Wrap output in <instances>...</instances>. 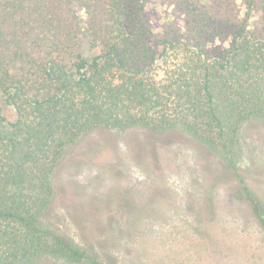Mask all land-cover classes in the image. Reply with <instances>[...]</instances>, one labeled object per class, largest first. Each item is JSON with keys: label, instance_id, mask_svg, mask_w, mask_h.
Here are the masks:
<instances>
[{"label": "trees", "instance_id": "1", "mask_svg": "<svg viewBox=\"0 0 264 264\" xmlns=\"http://www.w3.org/2000/svg\"><path fill=\"white\" fill-rule=\"evenodd\" d=\"M150 1L0 0V264H107L43 225L61 162L82 166L79 140L102 129L216 150L264 229L234 160L241 129L264 126V0H155L170 7L159 32Z\"/></svg>", "mask_w": 264, "mask_h": 264}, {"label": "rangeland", "instance_id": "2", "mask_svg": "<svg viewBox=\"0 0 264 264\" xmlns=\"http://www.w3.org/2000/svg\"><path fill=\"white\" fill-rule=\"evenodd\" d=\"M146 11L159 32L170 7L152 0ZM4 113L14 117L9 107ZM148 135L84 134L75 158L84 164L61 162L43 225L92 245L107 264H264V229L248 199L235 195L240 186L223 174L217 151L182 133L151 145ZM239 138L235 164L264 209V126H244ZM134 151L142 154L132 158ZM94 204L101 209L94 215L98 235L85 223Z\"/></svg>", "mask_w": 264, "mask_h": 264}]
</instances>
